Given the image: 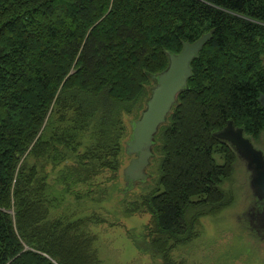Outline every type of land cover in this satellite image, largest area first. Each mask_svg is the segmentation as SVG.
<instances>
[{
    "label": "trees",
    "instance_id": "trees-1",
    "mask_svg": "<svg viewBox=\"0 0 264 264\" xmlns=\"http://www.w3.org/2000/svg\"><path fill=\"white\" fill-rule=\"evenodd\" d=\"M210 31L156 136L158 184L125 208L150 215L136 242L158 264H183L174 251L235 201L239 158L214 133L232 120L261 143L264 0H0V264H104L107 220L54 218V191L117 177L124 116L141 117L168 52Z\"/></svg>",
    "mask_w": 264,
    "mask_h": 264
},
{
    "label": "rangeland",
    "instance_id": "rangeland-1",
    "mask_svg": "<svg viewBox=\"0 0 264 264\" xmlns=\"http://www.w3.org/2000/svg\"><path fill=\"white\" fill-rule=\"evenodd\" d=\"M136 117L134 114L124 116L128 128L126 142ZM256 146L264 151V142ZM215 156L220 164L224 163L219 154ZM132 158L125 149L116 178L112 172L105 171L72 195L63 194L60 186L54 191L58 197L51 209L54 218L64 214L84 217L95 212L107 220L92 227L99 236L104 264H158L161 261L154 260L138 246L140 242H136L142 239L150 215L145 212L127 215L125 211L127 204L156 188L159 162L152 161L146 182L127 189L124 171ZM224 186L233 193L235 201L219 213L202 218L199 237L174 251V257L183 264H264V235L256 230L249 215L254 195L244 161H238L232 180Z\"/></svg>",
    "mask_w": 264,
    "mask_h": 264
},
{
    "label": "water",
    "instance_id": "water-1",
    "mask_svg": "<svg viewBox=\"0 0 264 264\" xmlns=\"http://www.w3.org/2000/svg\"><path fill=\"white\" fill-rule=\"evenodd\" d=\"M212 36L213 31L207 32L192 43L184 42L180 53L168 52V68L154 76L156 85L141 117L132 123V134L126 142L127 154L133 156L124 171L127 189L149 178L147 171L155 156L156 136L160 127L167 122L179 95L188 89L189 80L193 76L192 64ZM259 101L264 106V94ZM214 136L221 142L229 143L239 160L245 162L250 172L253 195L264 200V151L247 136L243 127L237 126L232 120L215 132Z\"/></svg>",
    "mask_w": 264,
    "mask_h": 264
},
{
    "label": "flooded vegetation",
    "instance_id": "flooded-vegetation-1",
    "mask_svg": "<svg viewBox=\"0 0 264 264\" xmlns=\"http://www.w3.org/2000/svg\"><path fill=\"white\" fill-rule=\"evenodd\" d=\"M262 142H264V135L261 139V143ZM249 215L251 216L252 223L256 227V230L264 235V200L254 197Z\"/></svg>",
    "mask_w": 264,
    "mask_h": 264
}]
</instances>
